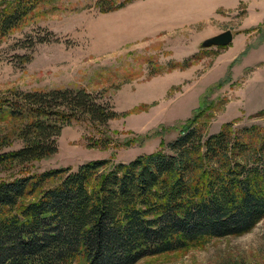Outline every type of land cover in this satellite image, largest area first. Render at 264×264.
<instances>
[{"label":"rangeland","instance_id":"obj_1","mask_svg":"<svg viewBox=\"0 0 264 264\" xmlns=\"http://www.w3.org/2000/svg\"><path fill=\"white\" fill-rule=\"evenodd\" d=\"M35 2L0 38V93L85 90L115 117L107 126H65L56 154L2 164L0 184L96 161L171 154L191 123L204 141L227 124L234 133L264 128V0ZM227 31L234 36L229 46L201 47ZM25 124L0 121V145L7 143L0 154L24 147ZM137 264H264V219L243 235L205 239Z\"/></svg>","mask_w":264,"mask_h":264},{"label":"trees","instance_id":"obj_2","mask_svg":"<svg viewBox=\"0 0 264 264\" xmlns=\"http://www.w3.org/2000/svg\"><path fill=\"white\" fill-rule=\"evenodd\" d=\"M36 3L0 1V38ZM6 116L26 120L25 145L0 154V166L51 157L65 126H107L115 113L85 90L17 91L0 93V121ZM194 126L180 131L171 154L0 184V264H137L251 231L264 219V128L234 133L227 124L204 141Z\"/></svg>","mask_w":264,"mask_h":264},{"label":"water","instance_id":"obj_3","mask_svg":"<svg viewBox=\"0 0 264 264\" xmlns=\"http://www.w3.org/2000/svg\"><path fill=\"white\" fill-rule=\"evenodd\" d=\"M234 36L231 31L224 32L212 38L205 40L201 47L211 48V47H226L233 42Z\"/></svg>","mask_w":264,"mask_h":264}]
</instances>
